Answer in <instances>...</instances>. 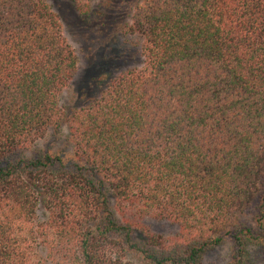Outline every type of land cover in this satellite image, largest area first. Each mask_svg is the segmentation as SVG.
Segmentation results:
<instances>
[{"label":"trees","instance_id":"1","mask_svg":"<svg viewBox=\"0 0 264 264\" xmlns=\"http://www.w3.org/2000/svg\"><path fill=\"white\" fill-rule=\"evenodd\" d=\"M126 35L143 65L67 112L80 60L60 17L0 0V264H205L227 238L228 264H255L264 0H143ZM65 128L68 162L42 147Z\"/></svg>","mask_w":264,"mask_h":264},{"label":"rangeland","instance_id":"2","mask_svg":"<svg viewBox=\"0 0 264 264\" xmlns=\"http://www.w3.org/2000/svg\"><path fill=\"white\" fill-rule=\"evenodd\" d=\"M143 0H85L79 6L75 0H47L53 12L60 17L64 34L76 50L80 66L78 74L61 98L69 112L96 97L119 74L140 68L144 58L139 40L126 35L134 7ZM65 128L61 137H53L42 147L57 153L68 162L74 160V151ZM154 231L170 235L176 228L165 223H152ZM233 242L227 238L224 245L212 252L205 264H228ZM255 264H264V251H254Z\"/></svg>","mask_w":264,"mask_h":264}]
</instances>
